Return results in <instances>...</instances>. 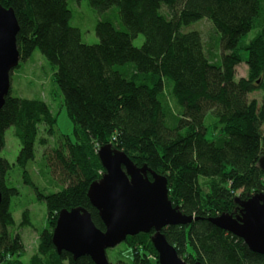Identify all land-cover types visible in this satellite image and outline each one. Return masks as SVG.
I'll return each mask as SVG.
<instances>
[{"label": "trees", "instance_id": "obj_1", "mask_svg": "<svg viewBox=\"0 0 264 264\" xmlns=\"http://www.w3.org/2000/svg\"><path fill=\"white\" fill-rule=\"evenodd\" d=\"M88 1L101 14L119 8L118 24L97 23L93 45L71 25L69 0H0L18 18L21 61L39 50L57 70L54 81L73 125L71 134H58V118L44 100L11 91L6 97L0 150L11 127L21 149L16 164L0 156V264H23L26 253L12 208L20 196L14 166L48 210L31 264H95L59 254L53 232L62 210L79 207L105 231L88 191L106 172L99 150L110 144L138 167L166 176L173 205L194 216L189 225L163 229L187 264H264L263 255L209 221L240 215V203L264 194V99L249 98L264 91V0ZM202 20L215 26L221 55L207 48L199 29L184 31ZM139 35L144 42L137 47ZM242 63L248 76L236 80ZM37 145L45 150L39 159ZM29 225L25 209L19 228ZM153 233L127 237L133 264H160Z\"/></svg>", "mask_w": 264, "mask_h": 264}, {"label": "water", "instance_id": "obj_2", "mask_svg": "<svg viewBox=\"0 0 264 264\" xmlns=\"http://www.w3.org/2000/svg\"><path fill=\"white\" fill-rule=\"evenodd\" d=\"M19 31L13 8L0 5V111L11 91L12 72L21 62L17 43ZM99 158L106 172L90 186L88 197L106 229L102 231L96 227L87 209L62 210L53 232V244L58 253L65 251L75 260L88 256L95 264H111L107 257L109 249L124 243L129 236L154 231L151 240L159 263L187 264L170 244L163 229L189 225L195 218L173 205L168 178L147 166L138 167L111 144L101 147ZM261 167L264 170V160H261ZM2 200L0 188V205ZM240 205V215L223 213L209 221L242 239L252 252L264 256V194L254 195Z\"/></svg>", "mask_w": 264, "mask_h": 264}, {"label": "rangeland", "instance_id": "obj_3", "mask_svg": "<svg viewBox=\"0 0 264 264\" xmlns=\"http://www.w3.org/2000/svg\"><path fill=\"white\" fill-rule=\"evenodd\" d=\"M70 8L72 10L71 25L81 29L83 33V40L87 44L99 43V38L96 35V25L101 19H111L118 24L119 8L114 7L108 12L99 13L88 0H69ZM203 21V20H202ZM199 21L186 27L184 31L198 30L202 33L207 48H211L213 54L219 53L221 49H217V34L216 28L209 21ZM123 28V27H122ZM215 29V30H214ZM256 35V31L249 34L250 39ZM219 36V34H218ZM144 36L139 35L134 40V45L140 47L143 45ZM57 72L42 53L37 50L33 56L20 62V67L16 68L11 75V94L15 97L27 99H42L52 110V113L58 118L57 133L71 134L73 132V125L67 117L66 110L63 106L64 97L54 81V75ZM249 68L246 63H242L237 68L236 80L247 77ZM250 99H264V91L255 92L249 95ZM264 130V126H263ZM53 141V139L51 140ZM54 142L51 143L49 149L53 147ZM19 141L14 136V127H11L6 133V147L0 150V156L9 160L13 165L16 164V159L20 152ZM44 148L36 146V157L39 159ZM30 169L31 174L35 178L38 166L35 165V170ZM12 173L15 175L14 184L20 190V196L12 200V208L14 211V218L16 221V231L21 234L26 253L22 257L23 264H31V258L38 250L39 237L41 233L47 228L48 210L45 202H40L34 190L24 184L22 173L17 166H14ZM58 177L57 174H53ZM39 181L43 185H48L47 180L40 177ZM57 189V188H55ZM25 209H29L30 225L20 229L19 225L22 222V215ZM107 257L111 264H116L119 260H123L128 264L132 263V250L122 243L116 248L107 251Z\"/></svg>", "mask_w": 264, "mask_h": 264}]
</instances>
